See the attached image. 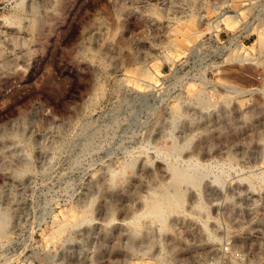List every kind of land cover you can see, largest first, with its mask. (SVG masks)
I'll return each instance as SVG.
<instances>
[{"label":"rangeland","instance_id":"374dc122","mask_svg":"<svg viewBox=\"0 0 264 264\" xmlns=\"http://www.w3.org/2000/svg\"><path fill=\"white\" fill-rule=\"evenodd\" d=\"M212 262L264 264V0H0V264Z\"/></svg>","mask_w":264,"mask_h":264},{"label":"bare ground","instance_id":"6f19581e","mask_svg":"<svg viewBox=\"0 0 264 264\" xmlns=\"http://www.w3.org/2000/svg\"><path fill=\"white\" fill-rule=\"evenodd\" d=\"M35 19V18H34ZM35 23V22H34ZM122 38V37H121ZM122 41V40H121ZM240 46L242 47V45L240 44ZM242 48H244V47H242ZM261 52V51H260ZM244 54V53H243ZM240 59H241V57H240ZM103 64V63H102ZM147 70V69H146ZM11 182V181H10ZM157 189V188H156ZM167 194V193H166ZM150 196H152V195H150ZM149 196V197H150ZM165 197H167V196H165ZM151 198V197H150ZM153 198V197H152ZM171 198V197H170ZM165 199V198H164ZM173 199H175V198H173ZM179 199V198H178ZM170 201V200H169ZM171 202H173V200L171 201ZM170 202V203H171ZM148 205V204H147ZM149 206V205H148ZM151 207V208H150ZM173 207H174V205H173ZM149 208L150 209H152L153 211H155V212H160V208L158 207V205L157 204H155V203H152L151 204V206H149ZM158 215V214H157ZM156 216V215H155ZM160 216V215H159ZM166 217V216H165ZM160 219V218H159ZM161 219H162V217H161ZM162 220H164V219H162ZM165 226V225H164ZM150 227V226H149Z\"/></svg>","mask_w":264,"mask_h":264},{"label":"built area","instance_id":"2783aa9c","mask_svg":"<svg viewBox=\"0 0 264 264\" xmlns=\"http://www.w3.org/2000/svg\"><path fill=\"white\" fill-rule=\"evenodd\" d=\"M211 264H215L214 262H212ZM255 264H261V263H255Z\"/></svg>","mask_w":264,"mask_h":264}]
</instances>
